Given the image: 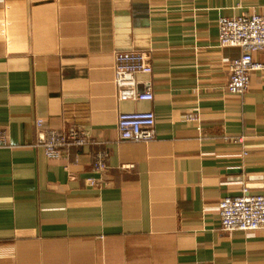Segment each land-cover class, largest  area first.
Segmentation results:
<instances>
[{"label": "crops", "instance_id": "obj_1", "mask_svg": "<svg viewBox=\"0 0 264 264\" xmlns=\"http://www.w3.org/2000/svg\"><path fill=\"white\" fill-rule=\"evenodd\" d=\"M251 13L264 0H0V264H264V230L223 231L219 212L264 193V71L229 92L241 48L219 44L220 17ZM126 49L150 53L152 101L118 100ZM148 109L156 137L122 139L119 112ZM39 118L100 144L51 159Z\"/></svg>", "mask_w": 264, "mask_h": 264}, {"label": "built area", "instance_id": "obj_2", "mask_svg": "<svg viewBox=\"0 0 264 264\" xmlns=\"http://www.w3.org/2000/svg\"><path fill=\"white\" fill-rule=\"evenodd\" d=\"M220 46H238L241 48L239 57L228 61L230 74L227 90L231 93L243 94L249 87L251 73L264 71V62L255 59L257 52L264 51V13H251L241 16H222L218 20ZM140 75L147 76L140 80ZM153 65L149 52L138 49L119 50L115 55L114 79L119 101L134 99L152 101L155 97L153 90ZM140 84L143 90L139 89ZM188 119L197 122L195 113ZM157 116L151 109L120 111L117 127L122 139L133 141H148L156 137ZM36 145L41 146L47 157L58 159L72 147L87 144H100L92 138L87 130L81 127H71L64 130L47 127L39 118L36 121ZM226 140L244 143L243 134L225 136ZM8 145L5 131L0 130V147ZM245 155L248 152L245 150ZM94 169L105 173L109 169L108 155L103 148L97 149L94 156ZM93 185L100 181L89 178ZM219 212L221 229L223 231L264 230V193L252 194L245 188L236 196H226L220 199Z\"/></svg>", "mask_w": 264, "mask_h": 264}]
</instances>
